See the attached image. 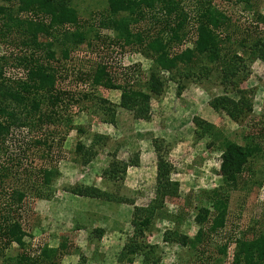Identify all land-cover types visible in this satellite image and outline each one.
Listing matches in <instances>:
<instances>
[{
    "label": "rangeland",
    "instance_id": "rangeland-1",
    "mask_svg": "<svg viewBox=\"0 0 264 264\" xmlns=\"http://www.w3.org/2000/svg\"><path fill=\"white\" fill-rule=\"evenodd\" d=\"M60 1L80 17L86 39L66 59L56 50L55 57L59 59L52 60V64L64 77L59 80V84L62 83L66 89H74L76 93L89 92L91 98L80 100L79 105H74L67 111L72 123L62 145V159L58 167L62 162L63 166L72 163L82 169L83 164L96 156L102 161L108 159L110 164L116 156L126 159L141 154L140 147L145 143L143 138H146L140 132L141 120L135 119L131 111L118 106L120 91L100 86L89 87L74 77L78 74L77 71L94 67L95 59L104 54L109 56L107 62L113 66L140 64L132 75L135 84H143L147 81L152 61L138 52L136 47L126 46L125 52L118 47L105 48L104 51L100 49L104 47L100 39L103 38L104 44H108L112 43L111 39L115 36V32L98 23L99 19L106 16L108 0ZM57 2L0 0V4L7 6V11L12 12L11 23L14 27L9 37L0 40V66L5 79L24 77L25 70L19 64V57L24 53H36L39 58L47 59L43 50L36 51L34 47L22 45V32L19 29L26 19L38 24L42 16L38 9L42 7L43 12L50 11L51 6ZM206 7L223 15L224 26L216 28L217 39L203 40V48L199 49L194 45L195 41L201 43L197 19ZM181 8L188 16L185 25L187 38L179 46L174 45L170 49V57L175 52L178 53V50L191 49L197 58L195 61L194 57L187 58L185 65L178 63L166 70L159 69L161 85L154 94L149 93L153 97L149 101L150 108H154L152 111L156 112V116L160 113L158 106L154 105L167 95L166 92L184 93L179 101L174 100L186 119L181 128L187 133L176 134L175 131H169L175 137L173 141L182 144L175 151H171L174 142L165 141L164 145V152L168 151L167 157L173 166L171 179L181 182V187L178 184L177 196L175 194L165 200L159 214L151 218L150 230L144 235L149 245L144 254L139 251L131 257L119 258L117 262L111 260L114 264H230L235 243L240 239H253L264 228V18L261 16L264 15V0H250L248 5L238 0H183ZM120 14L119 17L130 16L129 9ZM136 15L134 13L130 17ZM131 19L134 18H130L133 30L150 29L153 32L162 27L154 19L140 20L137 24L132 23ZM114 45L116 46L115 43L111 46ZM239 97L244 101L243 106L251 107L250 113L245 114L246 116L242 114V117L234 113L232 116L227 114L228 109L233 107H227L228 101H241ZM104 110L109 115L114 113L112 118L115 121L112 126L103 124ZM192 111L198 113L195 117L203 122L199 128L190 123ZM193 130L196 131L194 136L190 132ZM106 131H121L123 135L120 140H111ZM251 132L257 135L261 148L248 156L237 187L229 190L226 199L224 193L227 186L220 171L221 140L224 138L238 145H245L249 138L246 136ZM191 144V149L186 148ZM184 145L186 151L183 149ZM106 151L108 154L112 152V155L107 157ZM151 160L150 158L149 161L152 162ZM143 171L147 177L151 176L149 169L144 168ZM148 184V188L155 185ZM81 185L85 187L84 184ZM77 187L81 191L80 185ZM66 188L74 189L68 185ZM38 200L40 199H36ZM36 201L30 202L27 210L29 220L22 223L30 235L25 241L28 253L31 254L36 253L41 246L38 244L43 242V236L33 232L37 221ZM199 231V242L193 248L190 241ZM178 235L189 238V243L182 245ZM73 245L69 251L76 254L80 252ZM115 250L112 249V253ZM19 252L18 246L12 244L0 256V264L8 260V256H15Z\"/></svg>",
    "mask_w": 264,
    "mask_h": 264
},
{
    "label": "trees",
    "instance_id": "trees-1",
    "mask_svg": "<svg viewBox=\"0 0 264 264\" xmlns=\"http://www.w3.org/2000/svg\"><path fill=\"white\" fill-rule=\"evenodd\" d=\"M57 1L51 6L50 11L43 12L42 7L38 9L42 13L38 24L26 19L20 25L21 28H18L22 32L20 39L22 45L34 47L36 51L43 50V55L47 59L39 58L36 53L21 55L19 64L25 70V75L21 78L5 79L0 66V256L12 244H16L20 249L15 256H8V260L3 264L59 262L57 249H51L46 245L39 247L34 254L28 253L25 238L30 235L22 224L29 220L27 210L30 208V202L48 199L56 190L55 183L61 175L58 163L62 159V145L72 123L67 111L70 107L79 105L80 100L91 98L89 92L76 93L74 89H66L62 83L59 84V80L64 77L52 64V60L59 59L55 57L56 50L66 59L84 43L86 34L76 12L60 0ZM182 1L108 0L106 16L99 19L98 23L115 32V36L111 39L112 43L108 44H104L103 38L100 39L104 46L100 49L104 51L105 48L118 47L125 52L126 46L136 47L138 52L152 61L147 81L143 84L134 83L132 72L139 69L140 64L113 66L107 62L109 56L104 54L95 59L94 67L91 69L77 71L75 80L93 88L100 86L119 90L118 106L131 111L135 119L149 120L151 117L149 101L153 98L149 93L154 94L161 85L159 69L166 70L178 63L185 65L184 61L187 58L194 57V61L197 58L191 49L178 50V53L175 52V55L170 57V49H173L174 45L179 46L187 38L185 25L188 16L181 8ZM238 1L247 5L250 3V0ZM7 9V6L0 4V19L2 18L0 40L9 37L14 29L11 23L12 12ZM128 9L130 16L135 13L136 17L128 15L119 17L120 12H126ZM261 16L264 18V15ZM130 18H134L131 21L135 24L147 18L154 19L155 22L161 23L162 27L153 32H150V29L133 30ZM197 23L200 26L198 36L201 43L195 41L194 45L202 49L203 40L217 39L218 34L215 30L224 26V17L217 10L206 7L199 14ZM114 43L116 46H111ZM239 100L241 101H228L227 107H233L228 109L227 114L232 116L234 113L242 117V114L250 113L251 107L243 106L242 97H239ZM102 116L104 122L113 124L115 121L112 118L114 113L109 115L104 110ZM193 122L197 128L203 123L198 117H194ZM246 137L249 138L245 145H238L224 138L221 140L220 171L227 186L224 193L226 199L229 190L237 187L248 156L261 148L256 139L257 135L251 132ZM164 145V140L153 139L157 157L155 196L147 207L136 208L132 220L134 232L130 241L125 244L120 258L129 257L139 251L144 254V250L149 247L144 240V234L145 230H150L151 218L159 214L158 211L162 210L166 199L177 194L178 183L171 179L173 166L167 157L168 151L164 152ZM36 160L40 162L37 163ZM110 165L108 175L112 177L114 174H122L127 163L123 164L113 159ZM77 188L72 191L100 195L99 190L93 187H80L81 191ZM200 232L190 241L191 247H196ZM178 239L182 245L189 243L187 241L189 238L184 235H178ZM230 264H264V228L253 239H240L235 243Z\"/></svg>",
    "mask_w": 264,
    "mask_h": 264
},
{
    "label": "crops",
    "instance_id": "crops-1",
    "mask_svg": "<svg viewBox=\"0 0 264 264\" xmlns=\"http://www.w3.org/2000/svg\"><path fill=\"white\" fill-rule=\"evenodd\" d=\"M197 89L198 87L195 88ZM169 92L154 105L158 106L160 114L156 116L152 107L150 119L140 121V132L146 137H142L145 143L140 147L141 154L126 159H119L117 156L113 158L123 164L127 163L122 174L109 177L108 168L111 163L108 164V159L102 161L97 156L83 164L82 169L68 162L63 166L60 162L61 175L55 183L56 190L53 196L35 203L37 221L33 227L34 233L38 232L43 236L41 239L43 242L38 244L40 247L46 245L51 249H57L58 264H114L111 260H119L125 244L130 241L134 232L132 220L136 208L147 207L155 196V185L148 188V185L150 186L148 183L156 184L157 157L153 139L174 142L171 151H175L182 144L173 141L175 137L173 138L169 131H175L176 134L187 133L181 128L186 119L174 100L179 101L184 93ZM195 114L198 113L192 111L189 116L192 126H196L193 122V118L197 116ZM103 124L112 126L107 122ZM190 132L193 133L192 136L196 133L194 130ZM106 135L111 140H120L123 134L121 131H106ZM147 136L150 138L147 139ZM191 147L192 144L186 146L190 149ZM183 149L186 151L185 145ZM106 155L110 157L112 152L108 154L106 151ZM150 158L152 162L149 161ZM144 168L150 170V177L144 174ZM81 184L96 188L100 195L93 196L66 188L67 185L74 188L79 185L82 187ZM178 184L180 188L181 182ZM148 231L145 230V234ZM144 240L146 242V239ZM72 244L73 247L80 249L78 255L69 251ZM112 249H116L115 252L112 253Z\"/></svg>",
    "mask_w": 264,
    "mask_h": 264
}]
</instances>
